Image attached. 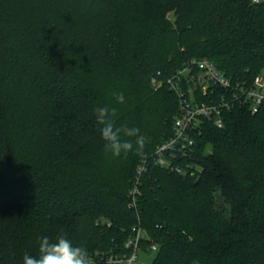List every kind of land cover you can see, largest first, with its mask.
Wrapping results in <instances>:
<instances>
[{
  "label": "trees",
  "instance_id": "trees-1",
  "mask_svg": "<svg viewBox=\"0 0 264 264\" xmlns=\"http://www.w3.org/2000/svg\"><path fill=\"white\" fill-rule=\"evenodd\" d=\"M204 58L262 73L264 0H0V264L60 232L106 264L133 228L149 264H264V110L166 154L193 176L156 161L180 112L167 80ZM99 106L140 129L143 158L105 151Z\"/></svg>",
  "mask_w": 264,
  "mask_h": 264
},
{
  "label": "built area",
  "instance_id": "built-area-1",
  "mask_svg": "<svg viewBox=\"0 0 264 264\" xmlns=\"http://www.w3.org/2000/svg\"><path fill=\"white\" fill-rule=\"evenodd\" d=\"M168 86L180 99V112L173 124L172 135L156 150V161L172 167L178 172L190 173L181 166H172L166 154L175 159L177 153L184 156L195 145L194 137L200 136L203 127L213 122L223 126L224 112L237 106L247 107L252 113L264 110V71L253 81L228 77L209 59H192L186 67L167 80ZM198 170V168H197ZM143 168L140 170V173ZM109 223L108 225H110ZM143 237L140 228H133V234L126 242L128 252L96 254L106 264H134L138 261L140 240ZM156 250V246H152ZM93 259H91V264Z\"/></svg>",
  "mask_w": 264,
  "mask_h": 264
},
{
  "label": "clouds",
  "instance_id": "clouds-1",
  "mask_svg": "<svg viewBox=\"0 0 264 264\" xmlns=\"http://www.w3.org/2000/svg\"><path fill=\"white\" fill-rule=\"evenodd\" d=\"M115 100L124 104L122 92L115 93ZM116 109L99 106L95 109V119L99 126L102 139L105 141V151L114 156L127 157L129 153L144 157L145 138L138 127L127 125L117 126L115 122ZM22 264H91L86 248L76 246L63 232L54 237L41 236L36 255L24 254Z\"/></svg>",
  "mask_w": 264,
  "mask_h": 264
},
{
  "label": "rangeland",
  "instance_id": "rangeland-1",
  "mask_svg": "<svg viewBox=\"0 0 264 264\" xmlns=\"http://www.w3.org/2000/svg\"><path fill=\"white\" fill-rule=\"evenodd\" d=\"M156 81H157V80H154L155 83H156ZM157 85L160 86L161 83H159V82L157 81ZM151 260H152V257H145V256L139 254V256H138V261L135 262L134 264H147V263L149 264V263L151 262Z\"/></svg>",
  "mask_w": 264,
  "mask_h": 264
}]
</instances>
